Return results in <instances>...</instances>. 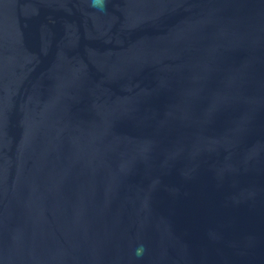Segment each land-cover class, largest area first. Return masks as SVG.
<instances>
[{"label": "water", "instance_id": "1", "mask_svg": "<svg viewBox=\"0 0 264 264\" xmlns=\"http://www.w3.org/2000/svg\"><path fill=\"white\" fill-rule=\"evenodd\" d=\"M0 264H264V0H0Z\"/></svg>", "mask_w": 264, "mask_h": 264}, {"label": "clouds", "instance_id": "2", "mask_svg": "<svg viewBox=\"0 0 264 264\" xmlns=\"http://www.w3.org/2000/svg\"><path fill=\"white\" fill-rule=\"evenodd\" d=\"M93 6H96V4L93 3ZM142 253H143V246H141L140 248H138V250H137V255H138V256H139V255H142Z\"/></svg>", "mask_w": 264, "mask_h": 264}]
</instances>
